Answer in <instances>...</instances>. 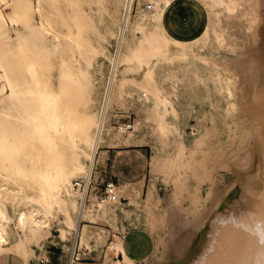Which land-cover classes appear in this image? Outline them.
<instances>
[{"label":"bare ground","instance_id":"obj_1","mask_svg":"<svg viewBox=\"0 0 264 264\" xmlns=\"http://www.w3.org/2000/svg\"><path fill=\"white\" fill-rule=\"evenodd\" d=\"M102 1H94L93 11L103 18V31L91 20L88 0H0V264H7L8 258L30 264L32 254L54 232L65 241L78 231L79 243L88 242V222L100 206H83V193L74 189L73 181L88 179L96 149L111 131L105 117L116 89L126 84L121 79L131 80L157 100L159 128L164 130L171 105L160 94L154 66L173 65L188 55H165V37L159 33L186 42L197 32L205 35V8L215 5L222 8L216 15L221 28L246 16L259 20V52L234 62L248 69L243 113L249 116L253 142L245 161H230L237 179L229 192L217 193L215 205L203 215L197 245L192 247L187 237L164 264H264V65L258 78L252 77L253 63L264 52V0H146L155 25L147 33L145 15L131 18L134 0H114V14ZM118 13L121 17L115 19ZM89 32L96 35V44ZM212 60L227 67L232 77V62L220 56ZM140 72L142 76H132ZM122 155V150L115 154L116 171L120 159L138 165ZM120 179L126 189L125 178ZM175 205L171 196L164 211L172 214ZM109 250L118 256L117 263L128 260L120 236L108 244Z\"/></svg>","mask_w":264,"mask_h":264},{"label":"rangeland","instance_id":"obj_2","mask_svg":"<svg viewBox=\"0 0 264 264\" xmlns=\"http://www.w3.org/2000/svg\"><path fill=\"white\" fill-rule=\"evenodd\" d=\"M144 3V0H134L131 18L134 20L138 14L145 15L147 20L142 25L144 32L147 33L149 30H154L155 25L151 20L150 11L143 9ZM110 6L114 9V1L109 0ZM221 10L222 8L217 5L206 7L208 33L204 35L197 32L189 42L180 37L172 38L159 33L163 38L165 37V55L172 52L188 55L187 59L174 62L173 65H164L159 62L154 66L155 72L161 75L160 77H165L162 76L164 74H172L175 75L174 78L180 73L183 79L182 87H180L182 91L180 95L178 94L180 100L176 102L177 105H181L178 111L179 116L173 119L169 114L165 119L164 130L159 128V117L151 116L154 114L153 108L156 107L151 94L142 88L135 87L131 80L121 79V82L126 84H120V88L116 89L117 95L114 96L107 111L105 120L111 131L106 134L103 147L98 149L97 161L98 168L106 171L102 175H108L117 180L116 183L123 198L121 202L98 208L92 223L88 222L91 228L88 241L94 244L93 252L89 256L92 258H85L78 264H95L102 259L110 264H121L116 262L118 257L116 253L114 254L112 250L108 251V244L116 242L117 238L123 234V231L115 225L116 217L119 218V215H123L125 221H128L126 226L143 225L155 239L156 250L142 264H156V262L164 264L174 256L176 248L185 242L187 237L191 236L192 247L197 245L203 215L215 205L217 193H227L234 185L238 175L230 161H245V154L253 142L252 129L248 122L249 116L243 113V103L247 98L245 92L248 89L245 73L248 69L242 62L238 64H242L240 67L234 62L259 52L260 40L255 33L259 20L253 16H246L230 27L224 25L221 28L216 17L217 12ZM120 17L121 14L118 13L115 19ZM138 35L143 36L142 33ZM110 52L114 53V49H110ZM194 55L205 57L207 61L196 59ZM216 56L232 62L228 66L233 72L232 77L228 78L227 67L225 69L212 60ZM98 59L97 56L94 68L98 64ZM253 64L254 81L258 78L259 68L264 65V52L259 53V57L257 56ZM142 75L140 72L133 73L132 76ZM118 77H122L121 73ZM175 79L177 83L180 81L177 77ZM142 92L146 94L142 95ZM121 97H126L128 100L125 106H121ZM130 112L133 114L132 117ZM171 112H173L172 105ZM127 114L129 117L126 116ZM119 123H130L131 128L120 132ZM127 149H135L134 152H124L128 158L136 159L139 155L146 153L149 161H146L145 166L150 170L157 169L163 175L161 177L164 179L161 177L157 179L160 185L168 187L173 185L176 192L173 196L176 205L172 214L165 212L164 206L163 208L152 207L142 200L141 175L136 179L137 171L126 169L127 188H122V182L114 174L112 164L116 152ZM101 150L103 152L100 155ZM158 158L164 160V163L158 160L159 162L155 164L153 159ZM156 165L161 167L156 168ZM174 168L176 171L173 170ZM95 175L97 176L98 172ZM189 175H192V178ZM235 191L239 192V188L237 187ZM237 197L238 195L235 198ZM91 203L93 200L88 206ZM57 236L58 232H54L53 236L37 248L29 263L33 264L38 254H46L50 263L51 255L64 260L71 236H68L65 241H61ZM7 264H17V260L8 258Z\"/></svg>","mask_w":264,"mask_h":264},{"label":"crops","instance_id":"obj_3","mask_svg":"<svg viewBox=\"0 0 264 264\" xmlns=\"http://www.w3.org/2000/svg\"><path fill=\"white\" fill-rule=\"evenodd\" d=\"M94 1L95 0H88V3H87V5H85V7H86L87 11L90 12V14H91V20H93V22L96 24V26H98L99 30L103 31L105 29L106 25H105L103 18L96 11H93V9H97V4ZM111 1H114V0H111ZM102 4L109 14L110 13L114 14L113 10H115V6L113 7L114 9H112L111 6L109 7V0H103ZM114 4H115V1H114ZM88 36L91 38V41L96 44V39H97L96 35L92 32H89ZM179 69H181V68H179ZM160 76L155 72L156 82H157V86L159 88L160 94L169 100L170 104L173 107V112L170 113V116H172V118L175 119L176 117L179 116L178 111L181 108V105H177L176 102H178L180 100V98L178 96L180 95V92L182 91V90H180V87H182L183 79L181 78L180 73L176 75V77L180 80L178 83L174 81V80H176L175 79L176 77L173 78V76H175V75L164 74L162 76H165V77H160ZM125 91H127V90H125ZM121 98H122L121 106H125L126 105L125 102H127L128 100L126 99V97H121ZM152 100L156 103L155 105H156V107H158V109H156V107H154L153 108L154 114L153 115L151 114V116L152 117H159L158 102L156 99L152 98ZM130 113L132 114V112H130ZM131 114H130V117L133 116V114L132 115ZM126 116H128V114ZM134 151H135V149H127V150L123 151L122 156L124 158H127L125 156L124 152H134ZM154 156L157 157L156 154H154ZM115 157H114V159H115ZM139 157L136 158L138 165H135V166H133L130 163H128L127 161H125V159H120L119 160L120 164L117 167V171H116V169H114V163H113L112 166H113L114 174L118 177L119 181H122L120 179V176H123L124 178H127V176H128L127 172H126L127 168H131V170H133L134 172L137 171V173H136L137 175H135V178L137 176L141 175V181L143 182L142 186H141V195L143 196L142 200H144L148 205L151 204L150 206H152V207H163V206H165L169 202L171 196L176 195V192L173 189V185H172V187H168L167 185H160V183L157 181V179H158V177L163 176V175H161V172H158L157 170L152 171V170L148 169L147 166H145L146 161H148L146 153L139 155ZM158 160L161 163H164V160H162L161 158H158L155 160L153 159L154 163L156 162L155 164H157L159 162ZM126 162H127V164H126ZM121 170H123V171H121ZM155 174H157V175H155ZM162 179H164V178H162ZM125 180L126 179H124V181ZM115 181L117 182V180H115ZM121 196L123 198V195H121ZM127 222L128 221H125V218L123 217V215H119V218L116 217L115 225L118 229H121L123 231V234L120 236L121 237V244H122V247H123V249L126 253V256L128 258V260L125 261L123 259V256L120 255L121 262L124 260L121 264H142L156 250L157 247H156L155 239H154L152 233L143 225H133V226L128 225V226H126L125 224H128ZM131 236H132V238H131ZM129 238L131 239V241ZM135 244H137V245H135ZM129 254H130V256H129ZM141 257H143V258H141ZM89 258H92V257H89ZM50 259H51V264H65L66 256H65L64 260H61L60 258H57L54 255H51Z\"/></svg>","mask_w":264,"mask_h":264},{"label":"built area","instance_id":"obj_4","mask_svg":"<svg viewBox=\"0 0 264 264\" xmlns=\"http://www.w3.org/2000/svg\"><path fill=\"white\" fill-rule=\"evenodd\" d=\"M143 9L145 11H150L152 8L151 2L144 0ZM134 1L132 2L133 6ZM132 12V10H131ZM129 129L131 128L130 123H121L118 125V128ZM98 149H96L95 153V162L91 166L90 174L88 179L86 180H74L73 187L75 190H79L83 193V199L81 200L84 205H88L91 200L96 206H110L118 203L122 196L120 195V190L117 186L116 181L108 175H102V173H106L103 169L98 168ZM98 172V175L95 174ZM81 193V194H82ZM85 221H80L79 223H83ZM94 244L93 242L88 241V244L81 245L79 243V234L78 231L71 237L70 244L68 246V251L66 255L65 264H78L85 258H89L91 253L93 252ZM33 264H51L48 256L46 254L39 255ZM95 264H110L105 260H98Z\"/></svg>","mask_w":264,"mask_h":264}]
</instances>
